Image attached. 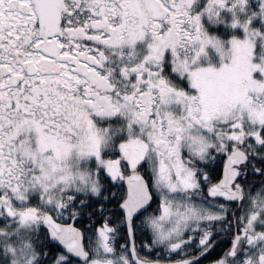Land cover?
Returning a JSON list of instances; mask_svg holds the SVG:
<instances>
[{
  "label": "snow or ice",
  "instance_id": "1",
  "mask_svg": "<svg viewBox=\"0 0 264 264\" xmlns=\"http://www.w3.org/2000/svg\"><path fill=\"white\" fill-rule=\"evenodd\" d=\"M0 264H264V0H0Z\"/></svg>",
  "mask_w": 264,
  "mask_h": 264
}]
</instances>
